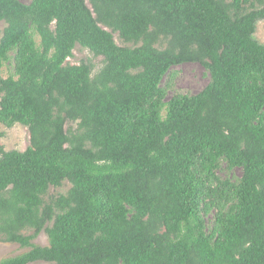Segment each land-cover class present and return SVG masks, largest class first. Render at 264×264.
Listing matches in <instances>:
<instances>
[{
  "label": "trees",
  "instance_id": "1",
  "mask_svg": "<svg viewBox=\"0 0 264 264\" xmlns=\"http://www.w3.org/2000/svg\"><path fill=\"white\" fill-rule=\"evenodd\" d=\"M259 21L264 0H0V124L31 136L0 145V238L30 249L0 264H264Z\"/></svg>",
  "mask_w": 264,
  "mask_h": 264
},
{
  "label": "rangeland",
  "instance_id": "2",
  "mask_svg": "<svg viewBox=\"0 0 264 264\" xmlns=\"http://www.w3.org/2000/svg\"><path fill=\"white\" fill-rule=\"evenodd\" d=\"M24 4H30L32 0H20ZM6 23H0V39L3 36L6 28ZM116 43L121 47H134L130 44H125L117 33L114 34ZM255 38L259 43L264 44V21L257 23ZM39 41V39L37 38ZM68 63L71 65H80L82 63H90L94 67V74H97L104 66V58L96 57L88 49L77 45L73 51V56L69 58ZM10 65H6L4 68V77L8 78L11 72ZM177 77L175 80L176 90L184 93L196 95L203 91L210 82L209 73L199 64L186 63L175 68ZM172 92L169 97L172 96ZM68 128L77 130V124H68ZM0 134L3 136L0 138V145L5 151H20L24 152L31 146L30 131L26 126L22 124H16L13 128H7L3 124H0ZM236 175H241V171L237 170ZM71 184L64 182L60 188L51 187L48 195L45 197V202L49 203L51 200L66 195L70 190ZM26 235H33L34 230L25 231ZM34 245L47 247L49 246V237L46 231L40 233L32 242ZM28 248H22L19 244L9 243L1 240L0 238V262L4 259L22 255L29 251ZM33 264H52L48 262H37Z\"/></svg>",
  "mask_w": 264,
  "mask_h": 264
}]
</instances>
